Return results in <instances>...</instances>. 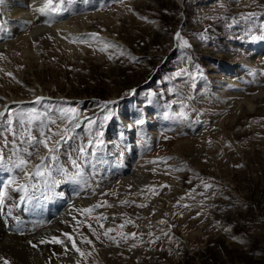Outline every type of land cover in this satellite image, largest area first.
I'll use <instances>...</instances> for the list:
<instances>
[{
    "label": "rangeland",
    "instance_id": "rangeland-1",
    "mask_svg": "<svg viewBox=\"0 0 264 264\" xmlns=\"http://www.w3.org/2000/svg\"><path fill=\"white\" fill-rule=\"evenodd\" d=\"M44 6L0 0V200L49 138L21 193L90 199L62 231L79 264H264V0Z\"/></svg>",
    "mask_w": 264,
    "mask_h": 264
},
{
    "label": "bare ground",
    "instance_id": "bare-ground-1",
    "mask_svg": "<svg viewBox=\"0 0 264 264\" xmlns=\"http://www.w3.org/2000/svg\"><path fill=\"white\" fill-rule=\"evenodd\" d=\"M24 1L25 5L29 6L31 9L36 6L39 7L40 2L42 1L46 4V0ZM16 4V2H13L12 5H9L10 10L12 9L9 13L28 16L29 13L27 14L26 7L21 4H19L21 6ZM15 16L13 15L14 18ZM35 17H37V15ZM71 22V25L68 24L67 20L60 23H53L50 29L55 31V35H63V32L61 31L78 32V27L76 23H74L75 21L71 20ZM38 26L39 25L37 24L36 27L31 29V31H26L27 33L22 32L23 35L19 38V43L25 44L28 39L33 41L36 33L35 31L39 28ZM234 70V73L238 74L239 68H235ZM237 85L240 86V83H237ZM238 94L239 92H237V90L228 94V96L225 94L228 99V103H230L233 99L240 101L241 97H238ZM15 100L20 99L17 98ZM243 101L249 103V99L247 98H244ZM45 151L46 147L43 146L42 150L33 157L34 160L21 171L19 180L13 185L15 192V199L13 203H4L3 201L0 202V257L7 259L9 264H75V262L80 259V253L76 252L72 247V240L66 241L63 244L50 242L40 243V241H51L52 237L56 235V238L62 240V231L67 229L71 230L73 227L72 223H74V218L71 216L73 211L75 214L77 212L79 213V210L83 209L84 205L90 202V199H86L84 196H80L73 200L62 199L55 201L54 203H49L47 208H42L35 199L24 195L21 193L22 191H20V186L22 184V180L26 176V173H29L33 164ZM131 173H133V171ZM134 175L137 177L134 176L133 178L132 174L123 178L125 181L129 179L138 181L141 179V176H138L137 174ZM21 197L24 198L21 199ZM117 208L118 205L115 204L114 208L111 210L113 211V209ZM45 210L49 212L48 218H46V215L40 214L44 213ZM111 219L112 216L108 219V221ZM29 241H32V244H36L37 246L32 247V245L29 244ZM69 247H71V251L68 252ZM115 249L116 248L114 246L110 248L113 252H116ZM96 254H98V256L102 259V264H108L106 262L107 249L98 251ZM0 264H3V261H0Z\"/></svg>",
    "mask_w": 264,
    "mask_h": 264
},
{
    "label": "snow or ice",
    "instance_id": "snow-or-ice-1",
    "mask_svg": "<svg viewBox=\"0 0 264 264\" xmlns=\"http://www.w3.org/2000/svg\"><path fill=\"white\" fill-rule=\"evenodd\" d=\"M69 2H70V0H69ZM51 4H52V0H47V3L45 4V6H44L43 8L40 9V11L43 12V11H45L46 9H49V7L51 6ZM51 10H53V11H59L60 9L52 8ZM262 27H264V25H262ZM177 37L179 38V33H177ZM258 38H264V37H253V39H258ZM183 43L186 44L187 42L184 41ZM9 75H11V73H9ZM39 100H40V98L37 97V101H39ZM109 103H110V102H109ZM66 111L74 112L75 109H67ZM0 115H3V114L0 113ZM77 126H78V125H77ZM42 135H43V133H42ZM48 139H49V138H45V139H41V140L36 141V142L39 143V144H43L44 147L47 148V147H48V142H47ZM63 139H64V137L61 136V140H63ZM32 140L34 141L35 138L33 137ZM30 142H32V141H30ZM58 144H59V141L56 142V145H58ZM54 147H55V145H54ZM52 150H53V149L50 148V149H49V152H51ZM80 151H81V152H84V149L81 148ZM53 159H55V157H53ZM43 160H44V157H41V161H42V162H43ZM25 163H26V161L21 160L20 163L17 165V167L22 166V165L25 164ZM40 168H41V165H36V169H37V170L35 171V175H36V176H43V175H44V172H42V171L40 170ZM26 175H31V173H26ZM205 187H208V186L206 185ZM20 191H22V192H27V188H26L25 186L21 185V186H20ZM0 195H2V194H0ZM23 198H24V197H21V199H23ZM0 202H2V201H0ZM100 206H101V205L98 204V205H96L95 207H100ZM108 206L111 207V205H108ZM141 206L143 207V205H141ZM84 211H85V212H90L91 209H85ZM89 227H91V226H89ZM101 227H103V225H101ZM121 227H122V226H121ZM108 231H111V229H109ZM65 235L68 236L67 233H65ZM104 235L107 236V235H108V232H105ZM121 235L123 236L124 234L121 233ZM130 235H133V236H134L135 234L132 233V234H130ZM124 238L126 239L127 237L125 236ZM68 239H69V240H72V237H71V236H68ZM109 239H114V238H113V237H109ZM46 242L55 243V244H63V241L60 240V239H58V238H56V237H52L51 241H44V240H41V241H40V243H46ZM88 243H91V241H88ZM29 244H31L32 247H36V246H37L36 244H32V241H29ZM72 247L75 249L76 252L80 253L81 257H84V256L86 255L83 251H81L80 248H78V247L76 246V244H75L74 241L72 242ZM133 247H135V245H133ZM88 255H90V253H88ZM0 261H3V264H9V261H8L7 259H5L4 257H0ZM77 264H79V261H77Z\"/></svg>",
    "mask_w": 264,
    "mask_h": 264
}]
</instances>
